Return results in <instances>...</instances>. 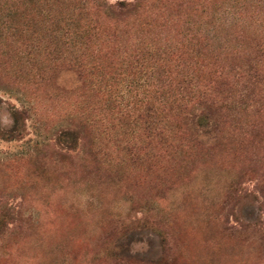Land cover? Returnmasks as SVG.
Listing matches in <instances>:
<instances>
[{"label":"rangeland","instance_id":"obj_1","mask_svg":"<svg viewBox=\"0 0 264 264\" xmlns=\"http://www.w3.org/2000/svg\"><path fill=\"white\" fill-rule=\"evenodd\" d=\"M115 1L81 14L87 31L41 15L0 34V264H264V55L226 62L217 143L172 147L147 111L160 53L199 49V4L244 10L256 45L264 0H136L129 17Z\"/></svg>","mask_w":264,"mask_h":264},{"label":"trees","instance_id":"obj_2","mask_svg":"<svg viewBox=\"0 0 264 264\" xmlns=\"http://www.w3.org/2000/svg\"><path fill=\"white\" fill-rule=\"evenodd\" d=\"M92 1L0 0V34L12 31L10 33L14 35L24 29V23L26 27L34 26L32 21L35 22V17L43 18L41 15H46L47 19L52 21L59 20L56 30L66 29L71 33L90 30V25L83 21L81 14L92 13L95 7L100 10L95 0ZM202 5L199 4V49L194 53L183 52L187 54L186 63L177 62V59H174L177 51L167 48L168 50L160 53L163 54L164 62H167L159 66H150L153 68L150 90L154 95L150 96V101L147 103L148 115L154 118L156 138L164 140L172 147L183 146L181 142L186 139L196 143L199 141L217 143V115L223 102L216 93L219 85L228 86L230 83L229 72L225 70L228 66L226 62L252 54H255L253 58L255 60L257 56L264 55V44L250 45L247 41L249 36L244 27L246 25L244 10L236 9L228 11L227 14H219L207 10ZM104 6L114 16L129 17L138 12L140 2L116 0ZM84 16L88 15L84 14ZM222 28L234 30V33L219 35V29ZM235 29H240V32H236ZM257 36L260 35L256 34ZM183 54H179L178 57ZM193 57L197 60H193ZM170 58H172L171 63L168 60ZM259 60L258 58L257 61ZM261 73L262 69L257 65L249 67V84L262 78ZM19 113H15L14 130L21 126ZM61 134L70 140L71 144L77 142L75 128H65ZM122 256L128 263H132L136 258L129 252ZM163 260V257H160L155 260V264Z\"/></svg>","mask_w":264,"mask_h":264}]
</instances>
